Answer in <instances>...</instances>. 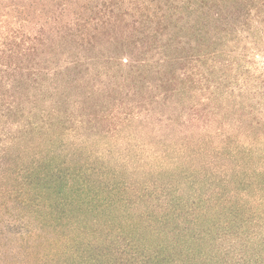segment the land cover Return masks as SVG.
Returning <instances> with one entry per match:
<instances>
[{
	"label": "trees",
	"instance_id": "16d2710c",
	"mask_svg": "<svg viewBox=\"0 0 264 264\" xmlns=\"http://www.w3.org/2000/svg\"><path fill=\"white\" fill-rule=\"evenodd\" d=\"M0 264H264V0H0Z\"/></svg>",
	"mask_w": 264,
	"mask_h": 264
}]
</instances>
